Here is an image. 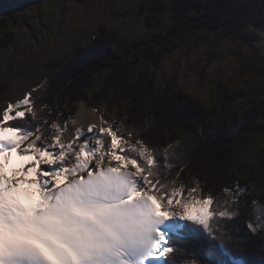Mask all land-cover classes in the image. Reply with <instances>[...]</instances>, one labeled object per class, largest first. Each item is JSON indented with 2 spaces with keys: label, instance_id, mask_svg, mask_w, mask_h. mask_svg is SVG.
<instances>
[{
  "label": "snow or ice",
  "instance_id": "snow-or-ice-1",
  "mask_svg": "<svg viewBox=\"0 0 264 264\" xmlns=\"http://www.w3.org/2000/svg\"><path fill=\"white\" fill-rule=\"evenodd\" d=\"M160 30L146 28L141 18L117 38L151 41ZM256 31L264 58V21ZM48 85L45 78L0 107V264H264V205H247L248 185L233 181L220 195L205 192L195 178L187 187L179 179L182 160L172 176L180 139L154 148L140 130L128 127L127 117L109 118L106 106L90 109L94 119L86 128L71 116L62 120L60 111L53 117L44 103ZM180 86L207 105L208 81L181 79ZM181 115L173 112L174 119ZM69 122L76 127L70 130ZM207 134L215 136L216 129ZM13 154L26 163L8 175L5 162ZM245 206L254 210L247 232L235 223ZM255 235L261 239L251 240ZM249 244L259 253L240 251Z\"/></svg>",
  "mask_w": 264,
  "mask_h": 264
},
{
  "label": "rangeland",
  "instance_id": "rangeland-1",
  "mask_svg": "<svg viewBox=\"0 0 264 264\" xmlns=\"http://www.w3.org/2000/svg\"><path fill=\"white\" fill-rule=\"evenodd\" d=\"M156 1L168 4L172 0H36L13 9L3 7V13L0 14V107L5 106L6 99H15L22 95L23 89L34 87L48 78L49 85L44 103L52 107L53 117L60 111L62 120H68L70 116L74 118L79 106L84 104L88 110L106 106L109 118L113 114L118 120L127 117L125 123L129 128L133 127L136 121H144V125L147 122L141 136L151 146L166 147L178 139L182 141L178 149L181 152L180 160L186 165L182 176L187 180L184 183L187 187L193 186L191 181L195 178L203 185L205 192L211 191L213 195H220L223 187L230 185L234 180L241 184L247 182L253 192L250 200L264 205V75L261 77L256 74L254 67L253 70L242 69L238 60L230 55L210 58L205 40L201 37L208 34L205 31L188 36L183 45L175 52L165 55L156 66L128 67L133 76L127 78L130 83L124 88H130L137 77L149 78L150 81L145 82L152 83L158 97L170 96L173 93L183 94L188 101L213 112L216 123L223 118L232 122L220 139L214 138L221 140L222 145L230 144L214 147L216 143L211 140L213 136L203 135L204 128L195 122L196 120L170 119L177 107H157L160 102L155 104L154 100L144 96L137 100L138 103L135 102L139 105L141 113L128 116L127 112L133 107L127 103H119L117 96L112 99L110 88L104 85L106 76L111 72L107 65L97 60V56L89 57L81 64L73 60L75 49L88 47L100 34L103 38H110L117 37V32L135 29L142 18L138 6ZM163 15L169 16L168 13ZM159 18L160 23L152 28L159 27L164 30L170 25L165 23L161 16ZM143 23L146 28L151 29L144 21ZM155 32H152V35ZM117 40L125 43L118 38ZM133 40L138 38L133 37L130 42ZM106 44L114 52L123 54V49H114L108 39ZM223 44L233 50L248 52L245 46L237 42L224 41ZM124 56L125 54L121 59ZM121 59L114 60L118 62ZM210 68L212 71H209ZM75 75H81L82 80L86 81L85 84L91 83L88 90L82 88L85 91L80 95L84 97L77 102L65 95L66 90L60 87L63 81ZM121 76L122 73L116 78L117 81L121 79L120 83L123 81ZM181 79L189 82L199 79L202 83L208 81L207 105L183 91L180 86ZM223 88L228 92H239L242 96L225 104L217 93L218 90L223 91ZM119 96L124 97L125 94L122 92ZM181 102L179 100V105ZM196 104L192 105L197 106ZM252 104H259L260 107V110L251 116L254 121L242 120L241 115L244 116ZM156 107L162 109L159 110L158 116L161 117V125L159 120L153 118L152 111ZM229 109L232 120L228 117ZM250 123V129L246 128ZM139 125L136 123L135 128L138 129ZM211 127L216 129V133L221 132V128H217L215 124ZM252 129L257 131L252 132ZM178 163L175 164L180 166ZM244 232H247L246 228ZM252 249H258V246H253Z\"/></svg>",
  "mask_w": 264,
  "mask_h": 264
},
{
  "label": "trees",
  "instance_id": "trees-1",
  "mask_svg": "<svg viewBox=\"0 0 264 264\" xmlns=\"http://www.w3.org/2000/svg\"><path fill=\"white\" fill-rule=\"evenodd\" d=\"M33 1L36 0H0V14L3 13V7L13 9L19 7V5H24L25 3H32ZM165 4L166 3L156 1L152 4L142 3L138 6V11L142 16V20L149 28L155 27L160 23L159 17L163 13H168L169 17L172 19V23L169 26H167L164 30H160L157 33L155 32L152 35L153 39L151 41H141L138 39L133 40L129 44H125L120 43L116 36H112L110 38L104 36L103 38L100 34L98 38H96L95 41H93V43H91L88 47L75 49L72 58L75 62L81 64L86 61L87 58L97 56V60L102 62L104 65H107L106 67L109 68L111 72L106 76L104 85L110 88L109 94L112 95V99L117 96L119 98V103H127L129 106L133 107L130 112H127L129 113L128 116H131L132 113L136 115L141 113L139 105H136L135 102L138 103L137 100L144 98V96L148 97L152 101L154 100L155 104L156 102H160V105H157V107L165 105L168 107H177V102L173 99V97H176L180 100V102L182 101V104L180 103L179 105V109L177 108L174 110L182 113L180 119H183L182 121L196 120L195 122H198V124L204 128L203 135H208L207 129L213 125L214 121L213 112H208L204 108L199 107L196 103L188 101V98H186L183 94L177 95L176 93H173L170 96L162 95V97H158L157 93L153 90V86L151 85L152 83L145 82L147 80L150 81L149 78L137 77L133 81L132 85H130V88H124L125 85L130 83L127 78H131L133 76V74L128 71V67L130 65H143L146 68L153 65L156 66L165 55L175 52L181 45H183L188 36L194 35L197 32L205 31L208 34H203L201 37L205 40L210 58H222L225 55L233 56L238 60L242 69L253 70L254 67L255 69L253 71L262 77V75H264V58L260 55V48L257 43L260 40V35L256 29L259 28L261 22L264 21V4H261L260 0H172L167 4L168 11L164 12L163 6ZM146 11L149 12L148 15H145ZM152 12H156L157 15H152ZM248 24L253 25L254 27L252 29L245 30L244 26ZM241 32H244L243 39L240 37ZM107 39L109 40L110 45H113L114 49H123L122 52L125 56L122 59L121 56L123 54L114 52L113 49L107 47ZM224 41L237 42L240 45L245 46L248 49V52L228 48L223 44ZM157 44L161 45L160 49H157ZM221 44L224 45L223 48L220 47ZM115 58L121 59V61L119 60L116 62L114 60ZM257 64H259L258 67ZM121 73L122 76L120 78H123L122 83H120L121 79L118 81L116 80V78H119ZM85 83L86 81L82 80L81 75H75L72 78L63 81V84L61 83L60 87L61 89L64 87L63 90H66L65 95L70 97L73 102H77L84 97L81 96L80 93L90 88L89 85H91V83ZM60 87H58V89H60ZM122 92L125 94L124 97L119 96ZM217 93L222 102L225 104H229L236 100V98L242 96L239 92H228L225 91L224 88L223 91L218 90ZM137 96L139 97L137 98ZM192 104H196L197 106ZM182 105H185V107ZM157 107L152 111L154 115L153 118L157 121L159 120V124L161 125V117H159V119L158 116L159 110L162 109H157ZM258 110H260L259 104H252L251 108L246 111L244 117H246L247 121H249V119L254 121L251 116ZM184 112H186L187 115H185ZM209 115H211V119H209ZM170 119L174 120L173 112L170 115ZM215 120H217V118H215ZM221 120H223L221 132L216 133V136L212 137V141L215 140L214 138L220 139L223 136L224 130L232 125V122H228L225 118ZM221 120L215 123V125L217 126L220 124ZM247 121L244 122V124L247 123ZM136 123L137 126L139 125L138 123H141L139 128H136L137 130H140L141 133L147 127L146 124L144 125V121H136ZM136 123L133 126H136ZM177 126L180 127L181 125L177 124ZM240 126L242 127L241 124ZM250 127L251 123L247 124L246 128L250 129ZM215 143L216 144L213 145L214 147L216 145L218 147H225L230 144L227 143L222 145L221 140H215ZM164 147L165 146L154 145V148L157 149H162ZM176 152L179 154V159H176L174 163L179 162L178 164L180 166L176 165L172 176H175V173L180 171L181 167V152L178 148L176 149ZM182 175H184V172L181 173L179 179L184 183L185 181L187 182ZM241 185H248L249 195L246 197V202L247 205H250V202L252 201L250 199L253 195L251 186L249 187L247 182ZM253 211L254 210L249 206L241 208L240 215L235 221L241 230L245 231L247 220ZM250 239L257 241L260 240L261 237L259 235H255L251 236ZM178 243L184 244L186 241L180 240ZM189 246L191 247V245ZM253 246L257 245L249 244L247 248L241 249L240 251L258 254L259 249L254 250L252 249ZM181 264H183L182 261Z\"/></svg>",
  "mask_w": 264,
  "mask_h": 264
},
{
  "label": "bare ground",
  "instance_id": "bare-ground-1",
  "mask_svg": "<svg viewBox=\"0 0 264 264\" xmlns=\"http://www.w3.org/2000/svg\"><path fill=\"white\" fill-rule=\"evenodd\" d=\"M82 105V104H81ZM81 105L79 106L78 112L77 114L74 116V119L77 121V124L79 125H83L85 128L87 127V124L92 121L94 119V117L92 116L90 110H88L85 105L83 107V109L81 108ZM76 127V125H73L72 123L69 124L68 128L74 129ZM66 135H70V133H66ZM26 161H22L18 156H16L15 154H13L10 158H8V160L5 162V172L8 175H11V172L13 170V168L16 167H20L23 164H25ZM23 186V185H22ZM21 186V187H22ZM25 188V187H22ZM29 191H31L32 193H35V186L31 187L29 189Z\"/></svg>",
  "mask_w": 264,
  "mask_h": 264
}]
</instances>
